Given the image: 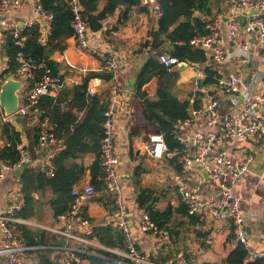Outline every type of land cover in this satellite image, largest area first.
Wrapping results in <instances>:
<instances>
[{
  "label": "built area",
  "instance_id": "built-area-1",
  "mask_svg": "<svg viewBox=\"0 0 264 264\" xmlns=\"http://www.w3.org/2000/svg\"><path fill=\"white\" fill-rule=\"evenodd\" d=\"M43 1L45 0L34 2L36 18L16 19L13 13L21 8L23 0H0V31L6 37H11L19 48L25 46L27 37L23 36V33L26 29L38 26L42 45H46L52 36L54 16L44 10ZM63 1L68 3L74 14L72 29L77 49L82 54L99 59L103 65L101 72L111 74V97L104 114L101 163L105 190L116 202L117 218L113 221V228L122 236V250L115 257L108 256L102 259L110 264H202L185 253L165 263H155L139 249L134 235L132 215L123 202V191L120 187L119 166L122 157L117 145L116 121L120 115L117 97L123 92L120 79L122 60L116 55L101 50L100 36L97 32L91 31L84 22L79 0ZM141 2L144 7L160 15L159 0H141ZM227 4L231 12V16L226 21L232 49L238 47L249 52L240 34V17H244L246 36L251 38L253 33L258 35L261 43L259 51L264 54V0H230ZM223 23L224 17L216 16L207 26L208 33L193 38L190 46L205 52L209 58L212 57L216 61H228L221 39ZM153 55L169 76L177 72L178 66L184 63L171 54L153 52ZM16 61L18 66L15 76L12 77L23 83L17 115L20 117L32 115V124L38 131L41 148L60 146L59 138L42 102L47 97L56 100L57 94L64 87L63 75L54 74L47 63H37L34 58L24 53H19ZM68 66L74 68L69 62ZM193 67L195 72L197 71L193 80L197 86L196 90L202 93L201 106L198 109L191 108L189 118L177 124L170 133L181 148L171 151L165 134L157 133H147V136L140 141L141 148L154 160H175L181 166L183 173H188V176H180L185 182L179 180L177 190L179 200L186 206L188 214L200 217L205 222L212 219L228 224L233 228L237 244L243 245L248 250L247 262H253L264 258V253H250L247 230L240 209L241 199L234 195V189L251 172L254 155L236 151L229 147L228 142L251 141L261 147L264 146V92L256 93L261 79L254 76L247 84L239 73L219 76L215 85L216 93L211 95L213 91L200 86L206 78L204 71L198 70L196 66ZM199 87L202 89H198ZM87 95L93 98L95 90L88 88ZM225 103L226 110H222ZM58 107L60 111H65V104H59ZM0 110L4 112L1 106ZM9 119L10 117L4 112L3 122L7 123ZM58 151L59 149L48 151L42 173L50 177L55 176L53 159ZM25 164L24 157L17 164H10L0 159V184L6 181L10 173L21 169ZM259 182L264 185V166L259 175ZM96 194L95 185L90 183L83 187H74L68 211L59 216L60 228L52 229L60 236V244L53 249L63 255V264H84L82 255L85 252L75 244L85 241L83 235H88L92 231L83 208ZM18 197H21L19 192ZM23 206V200L13 202L0 212V234L4 242L0 246V264H21L22 258L29 252L45 248L28 245L18 234V225L27 224L18 216ZM151 215L152 210L145 209L137 230L153 236L161 244L170 242V231L160 228L152 220Z\"/></svg>",
  "mask_w": 264,
  "mask_h": 264
},
{
  "label": "crops",
  "instance_id": "crops-1",
  "mask_svg": "<svg viewBox=\"0 0 264 264\" xmlns=\"http://www.w3.org/2000/svg\"><path fill=\"white\" fill-rule=\"evenodd\" d=\"M34 2L35 0H23L21 8L14 11L13 17L16 19L36 18ZM103 6L104 4L102 3L100 8L102 9ZM221 9V13H217L216 16L221 15L224 17L221 39L222 45L228 55V61L220 62L210 57L209 61H207L205 65H202L200 69L204 71L206 67H211L218 73L219 76H230L239 73V75L244 79V82L247 84H249L254 76H258L261 81L257 85L256 93L262 94L264 92V54L259 51L261 43L258 39V35L253 33L251 38L247 37L244 29L246 19L244 17H240V34L242 35L243 41L249 52H246L238 47L232 49L231 38L229 36V29L226 21V19L231 16L230 7L227 4V1H225V3L223 2ZM122 11H125L124 7L118 9L115 15L107 18V20L103 22L102 30L97 33L100 36L101 50L108 54L115 53L112 55H116L122 60L123 67L120 73V79L123 84L128 74L133 75L136 80V76L139 73H134L132 71V59L138 58L141 55H145L149 58L148 51H140L141 46L148 39L149 33L158 28L160 15L158 16L148 10L141 11V9L134 8L128 14V19L121 23L120 20L122 18ZM214 18L207 20L211 21ZM113 23L116 24L112 31L111 27ZM5 38L7 37L0 31V46L5 43ZM67 44L68 47L65 51H57L51 57V59L57 63L59 73L63 75L64 79V87L57 94L56 100L61 99L64 101H60L62 102L61 104L66 105L69 103L71 104L75 87L82 85L86 78L92 77L94 74L103 73L101 72L103 68L102 62L99 59L80 53L77 49L74 37L69 38L67 40ZM130 57L131 60L129 59ZM68 62L74 66L73 69L68 66ZM7 69L8 59L7 57H3L0 64V74ZM227 72H230V74ZM177 74L179 77L177 85H185L183 80L192 81L195 76V73L190 70V68L177 70ZM180 75L184 77L180 78ZM190 77H192V79ZM184 82L186 83V81ZM157 87L158 86L154 87L155 91L153 92L150 90L149 85H147L143 88V92L145 91L148 94V97L155 98ZM88 88L94 89L95 96L102 99L104 93L107 92L110 100L111 82H106L101 79V77H95L88 81ZM122 89L123 92H120L117 97L119 100L118 108L120 110V115H118L116 121V136L118 149L122 157V162L119 166V174L121 180L129 182L130 172H136V165L138 166V164H140L139 157L142 153L146 158L158 164H161L163 160H154L149 157L144 150H142L140 141L147 136L146 131L139 130V132L136 133L137 135H134L133 133L136 122L139 123L140 127H144L147 124L142 114V100L137 94L136 89L134 92L130 93L125 92L123 86ZM87 97V100L89 101L91 97L88 95ZM178 97L181 99L185 98V96L181 94H179ZM48 98L54 99L53 97ZM51 99L46 100V98H44L42 102V105L47 112H49L51 108V104L49 102ZM223 107V110H226L225 108L227 107V104L225 103ZM76 110H78V107H75L74 111L77 113ZM87 110L88 109L79 112V121L83 120L87 114ZM0 112L3 115L4 112L1 110ZM9 121L16 128V130L20 132L21 145H19L18 149L21 151L22 157L25 158L26 164L21 169H17L10 173L7 176L6 181L0 184V212L9 204H12L13 202L17 203L21 200H23V207H25L28 203V198L23 192V184L21 181L23 171L25 169H29L36 174H39V172L42 173V168L44 167L48 151L50 149H59L53 159L55 161L57 156L60 154L59 152L65 149L63 139H60L58 142V145L60 146H50L47 149L39 146V139L38 144L35 143L37 129L32 124L31 114H28V116L26 115L25 117L15 115L10 117ZM22 124L24 125L22 126ZM2 127L3 126L1 125L0 150L5 148L7 145V140L3 134ZM52 127L54 129L53 124ZM228 145L236 151H242L244 154L250 153L254 155L251 172L248 173L243 178L242 182L234 189V195L241 199L240 209L242 211L247 230L250 253H264V185L259 182V175L264 166V146L261 147L258 143L255 144L251 141H231L228 142ZM138 151L140 153H137ZM132 152H135L136 159L132 158ZM95 160L96 156L93 153H78L76 158H67L61 161L60 164L66 169H72L76 165L84 167V175L80 177L78 183L74 186L83 187L87 183L92 184L90 167ZM54 161L53 164L56 173L58 169L56 168ZM168 162L170 163V161ZM163 169H167V167L165 166ZM46 177L53 178L47 174ZM99 180L101 184L96 186V196L89 200L83 208L85 217H87L90 221L92 231L88 235H83V239L85 241H80L75 244L85 252V254L82 255L84 264H92L89 257L106 258L111 255L116 256V254L122 250V247L120 246H106L101 241L94 238L95 234L100 235L98 229H104L107 227L113 228V221L117 218L115 199L105 190L102 176ZM177 180L178 182L179 180L182 182L183 177L178 176ZM34 188H36V190ZM140 191L137 189L134 196L129 195L127 197H125L123 193V202L127 207V211L132 215L133 230L138 242V247L147 255L151 262L165 263L174 259L176 256L185 253L187 256L195 258L202 264H224L225 256L236 247L235 245L232 246L231 244H227L224 249H222L219 243L230 229V226H227L228 224L209 219L208 222H210L212 228L211 230H205V232L208 231V234L211 232V235L215 237L216 241H209L211 240V236L205 233L207 235L205 242L207 243L208 241V244L204 247L200 245L201 243L199 241L198 234L193 236L194 240H191L190 242L187 240V242H185L183 241L184 238H181L182 233H180L179 237L177 234L175 240L171 238L170 242L161 244L154 239L153 236L137 230L145 211V209L140 208L137 202ZM18 192L21 193V197H18ZM30 192L32 197L30 199V215L23 217L20 215L21 212H19V218L27 224L18 225L17 232L20 235L19 227L21 226L34 234L46 233L47 238L45 245H39L45 248L36 252H29L22 258L21 264H43L42 258L44 256L48 257L53 264H63V255L53 249L60 244V236L52 231V229L57 227L60 228L61 225L59 216L56 217L54 214L53 202L57 198V195L50 187L39 189L36 184V180L32 181V189ZM156 209H160L159 204L156 206ZM201 221L203 223L205 222L204 220ZM178 231L179 230L176 232L178 233ZM3 243V237L0 234V246H2Z\"/></svg>",
  "mask_w": 264,
  "mask_h": 264
},
{
  "label": "trees",
  "instance_id": "trees-1",
  "mask_svg": "<svg viewBox=\"0 0 264 264\" xmlns=\"http://www.w3.org/2000/svg\"><path fill=\"white\" fill-rule=\"evenodd\" d=\"M230 0H159L160 18L158 28L149 33L148 39L142 44L141 52L148 51L149 58L136 76V92L142 100V114L146 125L140 127L139 123L133 129L134 135L141 131L146 133L165 134L169 149L174 151L180 149L179 143L170 135L172 129L180 122L189 118L191 108L198 109L201 106V93L190 94L185 98H179L173 93V88L177 85L179 77L177 75L176 84L172 85V80L167 75L166 69L158 62L153 52H169L172 56L181 61H188L196 64H205L209 59L206 54L190 46V41L198 36H204L208 33L207 26L210 21L207 19L214 18L217 13H221L223 2ZM82 8V18L87 27L93 32H99L103 28V22L110 16L116 14L117 10L124 7L120 22L128 19V14L134 8L141 11L148 10L147 7L141 6V0H79ZM104 4L101 9V4ZM44 10L52 13L54 20L52 23V36L46 45L40 42V29L38 26L26 29L23 36L27 37L24 48L15 45L11 37L5 38V43L0 46V64L3 57L8 59V69L0 74V86L8 76L15 75L18 66L16 58L19 53L31 56L37 63H47L54 74L59 73V67L51 57L55 52H63L67 49V40L74 36L72 24L74 14L67 2L63 0H45L43 1ZM206 78L200 86L206 88L215 85L218 73L211 67L204 70ZM99 78L110 82L111 74L101 73L94 74L84 80L83 84L75 87L73 91V100L71 104H65V111H60L58 107L62 101L51 98L50 111L47 112L54 125V131L59 140L63 139L65 149L55 159L54 163L58 171L55 177L47 178L46 174L39 172L34 173L25 169L21 175L24 195L28 198V203L21 211L20 215L27 217L30 215V199L32 181L36 180L39 189L50 187L57 195L54 200V214L56 217L65 214L72 201L71 192L75 184L78 183L81 176L84 175L85 169L81 166H74L72 169H66L61 166L60 162L67 158H76L78 153H93L96 160L90 167L92 175V184L98 186L101 184L99 178L103 177V168L101 163V141L104 137L103 123L104 114L109 103V94L104 93L103 99L97 96L87 100L88 81L92 78ZM153 80L158 81V87L155 98L148 97L143 88ZM175 83V81H174ZM62 101V102H60ZM75 107H78L77 113ZM87 110V114L82 121H79V112ZM3 134L6 137L7 145L0 150V159L10 164H17L22 159L21 151L18 149L21 145L20 132L11 123H5L2 127ZM38 131L36 130L35 143L38 144ZM133 159L135 152L131 153ZM175 165L179 172H183L181 166L175 160L170 161ZM136 175H141L139 167L136 169ZM36 190V188H34ZM164 197V194L162 195ZM160 198L156 192L149 188L141 189L137 202L140 208L152 210V220L160 227L170 230L171 238L175 240L178 234L180 236L182 228L178 233L170 227L171 219L174 215L182 218L179 227L185 226V223L196 227L204 225L200 217L190 216L187 208L179 204L177 208L169 205L166 210L156 209ZM20 228V235L28 245L39 246L46 244V233L34 234L24 227ZM100 235H94V238L101 241L104 245L110 247H122V236L119 235L112 227L98 229ZM200 233V232H198ZM233 228L230 227L225 237L219 242L222 249L227 244H231L233 238ZM93 237V236H92ZM83 257V256H82ZM109 257H115L113 255ZM249 257L248 250L241 244L229 252L224 258V264H264V258L253 262H247ZM92 264H110L102 258L89 257ZM43 264H53L46 256L42 258Z\"/></svg>",
  "mask_w": 264,
  "mask_h": 264
},
{
  "label": "rangeland",
  "instance_id": "rangeland-1",
  "mask_svg": "<svg viewBox=\"0 0 264 264\" xmlns=\"http://www.w3.org/2000/svg\"><path fill=\"white\" fill-rule=\"evenodd\" d=\"M141 6H143L142 3H141ZM148 11H151V9L148 8ZM123 12L124 11L121 12V15ZM116 23H117V21H116ZM116 23L112 24V27H111L112 31H113V28H114ZM163 53L170 54L169 52H163ZM109 54H115V53H109ZM206 56H207V54H206ZM207 58H209V57L207 56ZM129 59L131 60V57ZM147 59L148 58L145 55H141L138 58H133L132 59V61H133L132 71L134 73L140 72V70L142 69V67L146 63ZM182 62L186 63V65H187V67L184 69L190 68V70H192L195 73V75H196L197 71L195 72V70H194L195 67H193V66H196L198 68V70H201L200 67L202 65L206 64V63L205 64H196V63H191L188 61H182ZM120 73H121V71H120ZM176 73L177 72H175L173 75L170 76L171 80H172V85L176 84V79H177V75H178V74L176 75ZM227 73L230 74V72H227ZM11 76H15V75H11ZM182 77H184V76L180 75V78H182ZM190 78L192 79V77H190ZM5 79H4V81H5ZM4 81L2 82V84L4 83ZM174 81H175V83H174ZM184 81H186V83ZM183 83L185 85H176L173 88L174 94H177V95L181 94V95L187 97L188 95L193 93L194 98H192V100L195 99V94L199 92L196 90L197 86H196L195 82L193 80L192 81L183 80ZM148 85H149L150 90H152L154 92L155 91L154 87L158 86V81L153 80ZM215 85H216V83H215ZM215 85L208 86L207 89L216 93ZM198 89H202V88L199 87ZM201 98H202V95H201ZM222 110H223V108H222ZM15 115H17V114H15ZM15 115H13V116H15ZM13 116H9V117H13ZM5 123L6 122H3V120H2V114L0 112V126L1 125L3 126ZM8 123H10V121H8ZM23 125L24 124H22V126ZM150 133H152V132H150ZM139 162H140V164H138V166L136 165V167H139L141 170L140 176L136 175V172L134 173L131 171L129 182H126V180L125 181L120 180V187H121V190L123 191L125 197H127L129 195L134 196V193L137 189H138V191H140L142 188H149V189L154 190L156 192V196L160 198L159 202L157 203V206H158V204L160 205L159 210H161V211L166 210V208L169 205L173 206L174 208H177L179 206V204H182L181 202H178L180 200L178 199V195H177V190L179 187V182L177 180V177L178 176H188V173L179 172L175 167L176 164L172 165L168 161H165V160H163L161 162V164H158V163L146 158L143 153L139 157ZM126 166H128V165H126ZM129 166H131V165H129ZM165 166L167 167V169H163V167H165ZM163 194H164V197L162 196ZM181 222H182V218L178 215H174L173 218L171 219L170 227L175 231L182 228L181 238H184L183 241L187 242V240H188L190 242L191 240H194L193 236L198 234L199 235L198 238H199V241L201 243L200 245H202L204 247V246H206V244H208V241H207V243L205 242L206 241L205 239L207 237L206 234H208V231L205 232V230H209V229L211 230L212 225L210 224V222H204V225H199L196 227H192L191 225H188L187 223H185V226L179 227V224ZM227 226H229V225H227ZM167 230H169V229H167ZM198 232H200V233H198ZM208 235L211 236V240H209V241H211V242L216 241L215 237L213 235H211V232ZM230 242H231L232 246L237 244L234 235H233V238L231 239Z\"/></svg>",
  "mask_w": 264,
  "mask_h": 264
},
{
  "label": "water",
  "instance_id": "water-1",
  "mask_svg": "<svg viewBox=\"0 0 264 264\" xmlns=\"http://www.w3.org/2000/svg\"><path fill=\"white\" fill-rule=\"evenodd\" d=\"M232 46V44H231ZM186 63H182L178 66V70L186 68ZM23 83L20 80L14 79L12 76H8L0 88V106L4 110L7 116H13L18 113L20 108V93L22 91ZM136 87V80L133 75L128 74L123 82V88L125 91L134 92ZM214 95V92L210 93ZM137 153H140L139 151ZM185 182V180H183Z\"/></svg>",
  "mask_w": 264,
  "mask_h": 264
}]
</instances>
